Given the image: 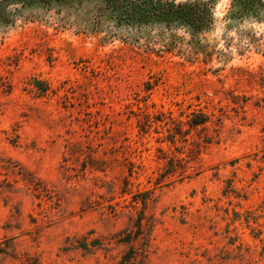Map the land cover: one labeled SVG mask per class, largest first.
<instances>
[{
	"label": "rangeland",
	"instance_id": "1",
	"mask_svg": "<svg viewBox=\"0 0 264 264\" xmlns=\"http://www.w3.org/2000/svg\"><path fill=\"white\" fill-rule=\"evenodd\" d=\"M210 2L196 33L11 0L0 264H264V0Z\"/></svg>",
	"mask_w": 264,
	"mask_h": 264
},
{
	"label": "trees",
	"instance_id": "2",
	"mask_svg": "<svg viewBox=\"0 0 264 264\" xmlns=\"http://www.w3.org/2000/svg\"><path fill=\"white\" fill-rule=\"evenodd\" d=\"M106 7L121 20L133 25L165 24L169 27L184 25L194 32L201 33L213 23V6L210 0H104ZM11 0H0V24H8L13 21L14 15L8 8ZM17 3L16 5H18ZM211 120L209 113L202 110L195 111L189 118L191 128H206ZM150 124V123H149ZM147 124V125H149ZM151 126V125H150ZM177 135L185 134L180 130H174L169 141L175 144ZM205 143H210L211 137H204ZM165 178H170L177 171L169 162ZM171 168V170H169Z\"/></svg>",
	"mask_w": 264,
	"mask_h": 264
}]
</instances>
